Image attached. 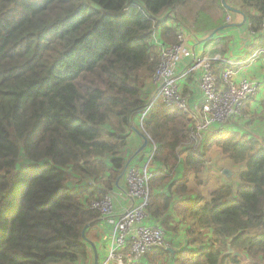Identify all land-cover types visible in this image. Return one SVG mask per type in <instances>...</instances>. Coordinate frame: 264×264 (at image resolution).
<instances>
[{"label": "trees", "instance_id": "trees-1", "mask_svg": "<svg viewBox=\"0 0 264 264\" xmlns=\"http://www.w3.org/2000/svg\"><path fill=\"white\" fill-rule=\"evenodd\" d=\"M226 3L241 13L221 0H0V264H93L98 237L89 231L101 215L88 202L118 181L156 43L179 42L181 5L198 8L193 31L232 23L233 13L264 48V0ZM223 70L213 67L219 82ZM231 118L195 144L185 113L161 101L150 108L143 128L157 148L148 217L161 220L169 241L180 232L166 215L172 195H187L189 206L181 249L151 248L149 264H264V132L247 136ZM209 152L240 164L238 183L206 191Z\"/></svg>", "mask_w": 264, "mask_h": 264}, {"label": "built area", "instance_id": "built-area-1", "mask_svg": "<svg viewBox=\"0 0 264 264\" xmlns=\"http://www.w3.org/2000/svg\"><path fill=\"white\" fill-rule=\"evenodd\" d=\"M181 50V43L163 45L160 48L158 61L151 76L152 81L157 83L156 93L137 113L138 124L147 136V144L151 143L152 147L148 150L143 165H128L123 174L125 196L129 200V205L114 215L109 191L101 198L90 199L88 202V208L99 211L101 218L111 219V223H114L112 241L106 256L101 261L97 259L96 264H135L151 248H168L164 229L160 225L148 223L149 183L153 177L151 164L157 145L143 130V121L153 103L161 101L167 106L174 105L189 115L193 121L190 142L202 144L206 134L223 125L222 123L231 116H238L242 104L256 92V82L242 80L235 83L232 80L234 75L232 69H224L219 82L213 73V63L220 60L218 57H195L182 73L175 74V60ZM259 54H264V48H259L250 59H255ZM222 62L228 65L240 64L233 60L223 59ZM194 72H198L197 82L201 99L190 102L181 92L178 81Z\"/></svg>", "mask_w": 264, "mask_h": 264}, {"label": "crops", "instance_id": "crops-1", "mask_svg": "<svg viewBox=\"0 0 264 264\" xmlns=\"http://www.w3.org/2000/svg\"><path fill=\"white\" fill-rule=\"evenodd\" d=\"M228 16L230 20L228 19ZM225 18L228 19V21H232V23L234 24L236 23V28H228L224 31L222 30V33L220 34L215 33L211 40H207L203 43H201V40L213 30L207 32L204 31L205 29H203L201 31L196 32L192 31V29L190 28H187L184 24L180 25V30L182 31V35H184V38L181 41L182 50L179 52L175 60L174 72L177 75L182 73V71L187 68V65L195 57H218L220 60L214 61V69H221L224 67V69L228 68L234 70L232 80L235 83H239L242 80H248L257 83L256 92L250 97L251 100L250 98L248 99L251 101L249 103V113L258 109V107L262 111V101L264 100V70L262 69V65L264 60L263 57H260V55L262 54L257 55L255 59H250L252 54L259 49H255L260 45L258 43V37L253 33L249 32L246 28H244V26L241 27L240 22H237L238 18H236L233 13H229V15H226ZM155 39H158L157 35ZM159 46L160 44L157 42L155 47ZM253 49L255 50L253 51ZM223 59L237 61L240 64L228 65L222 62ZM197 76L193 77L192 74H188V76H184L178 81L181 92L190 102L199 101L201 99V92L198 87ZM156 89L157 83L152 81L151 78H149L146 81V85L144 88L147 103L150 101L151 98H153L154 94L156 93ZM246 116L247 115L243 116V122H245ZM136 120L138 123V115L134 116L132 125L142 132V128L140 127V125L135 123ZM224 128L228 130L230 128H235V126L230 128ZM143 130L145 129L143 128ZM207 135L208 134H206V136ZM206 139L207 137H205L204 141H206ZM141 143L142 138L139 136V134L131 130L128 133L127 143L125 146V160H127L131 157L132 154H134V152L139 148ZM147 145L141 152H139L135 157L132 158L129 165H143V163L145 162L146 153L148 150H150V147L148 148ZM152 165H154L153 162L151 166ZM125 188V177L124 175H122V177L119 178L116 182L115 186L111 190H109L110 195L112 196L114 215L118 214L119 211L123 210L129 204V200L125 196ZM154 220L156 219H152V217L150 216V218H148V223L159 225ZM113 226L114 223H111V219H105L101 217L97 222L93 223L90 226L91 229L89 231V234L91 236L98 237L94 245L97 248V257L99 261L103 260V258L106 256L108 248L111 244ZM168 234L170 240L167 241L168 248L165 249L169 250L170 253L173 254L175 251L181 249L179 247L183 245V241L181 240L180 236L172 235L170 233ZM169 261L171 264V260ZM139 262L141 264H149L145 256L142 257ZM135 264H138V262ZM158 264H160V262Z\"/></svg>", "mask_w": 264, "mask_h": 264}, {"label": "rangeland", "instance_id": "rangeland-1", "mask_svg": "<svg viewBox=\"0 0 264 264\" xmlns=\"http://www.w3.org/2000/svg\"><path fill=\"white\" fill-rule=\"evenodd\" d=\"M226 2H231V0H228V1L226 0ZM180 9L181 10L179 12L178 19L181 20L184 25H188V27L190 26V28L193 31V28L195 26V24H194V20L195 19L193 18V16L197 12L198 8L196 6H194V5L188 4V5H184V6L181 5ZM228 19H229V16H228ZM228 19L225 18L226 21H228ZM219 22H221V20H215V21H212L211 23L216 24L217 27H219L218 26ZM178 23H180V22H178ZM175 24H177V23H175ZM220 26H222V25H220ZM180 27H181L180 25L176 26V28L179 30V32H180ZM183 38H184V35H182L180 33L179 36H178V41H179L178 43H181ZM162 46H163V44H160L159 47H155L156 60L158 59L159 52H160L159 50H160V48ZM186 76H188V74ZM137 115L138 114H136L134 116H137ZM250 115H251L252 118H250ZM134 116H133L132 119H134ZM186 116H187V118L189 119V121L193 125V121L190 119L191 117H189V115H186ZM238 116H240V114ZM238 116H235V118L229 119L230 120L229 122L231 123V127H234V125L236 123V125L240 128V132L246 134L247 136H250V137L253 136V135L256 136V134L259 135V136L262 135V132L264 130L263 110L261 111V109L258 107V109L254 110L253 112L249 113L246 116L245 122H243V123H242V121H244V118L240 121V118ZM227 121H228V119L225 122H223L222 124L223 125L227 124L228 123ZM135 123L138 124L137 120L135 121ZM240 123H242V124H240ZM238 124H240V125H238ZM192 125L190 127L191 129H192ZM236 125H235V127H236ZM132 131H134V130L132 129ZM148 136H149L150 139L154 140L149 133H148ZM210 136H211L210 133H208V135L205 136V137H207V140H208V138ZM201 137H202V135H201ZM127 138H128V135H127ZM206 141H203L204 144H206ZM199 143L200 142L195 143V144H199ZM147 146H150V148H151L152 144L149 143ZM125 153L126 152H123V154H125ZM206 154H207L208 158L207 159L204 158V160L206 159V162H205V167L203 169L204 171L202 173H203V183H204V186L206 187V191L207 192L209 191V189L218 187V186H220L222 184H226L227 182L232 183L233 185L238 183V180L237 179L235 180V176L237 174V171H240V167H239L240 164H238V166H237V165L227 161V159L224 156H221L220 154H218V152H214L212 154H211V152H209V153H206ZM152 166H154V165H152ZM224 170L230 171V175L226 176L225 173H223ZM180 172H181L180 170H176L174 172L175 175L172 176L173 178H175L174 180H176V178H179V176H180L179 173ZM202 173H201V175H202ZM164 174H166V172H164ZM98 183L101 184V180L100 179L98 180ZM163 185H164L162 187L163 191H162V189H161V191L163 193L168 194L167 193V184H163ZM186 197H187V195H184V194H182V195L173 194L172 195V199H171V205L169 206L168 210L166 211V215L167 216H171V218H172L171 225L172 226L173 225H177L178 226V231L177 232H179V230H180V232H179V235H177V236H180L182 241L184 240V238L182 236L183 235L182 231H184L185 225L182 223L181 219L183 218V216H184V214L186 212V208L189 206V202L187 201ZM158 222L160 224L161 220H159ZM164 228H166V227H164ZM180 233L182 235H180ZM168 262L170 264L169 260H168Z\"/></svg>", "mask_w": 264, "mask_h": 264}, {"label": "water", "instance_id": "water-1", "mask_svg": "<svg viewBox=\"0 0 264 264\" xmlns=\"http://www.w3.org/2000/svg\"><path fill=\"white\" fill-rule=\"evenodd\" d=\"M221 1H222V4L224 5V7H225L227 10H230V11H233V12H236V13H241V11H240L238 8H233V7L229 6V5L226 3V0H221ZM244 21H245V20L243 19L242 22H241L240 24H243ZM233 25H235V24H234V23H227V24H225V25H222V26H219V27L215 28V29H214L212 32H210L205 38H203V39L201 40V43L206 42L207 40H210V39L214 36V34L217 33L219 30H221V29H223V28H225V27H228V26H233ZM131 128H132L135 132H137V133L139 134V136L142 138V143H141V145L139 146V148L134 152V154H132L131 157L128 158V159L126 160V162H125V164H124V166H123V169H122V171H121V173H120L118 179L122 177V175H123L124 172H125L126 167L129 165V163L131 162L132 158L135 157L139 152H141V151L146 147V145H147V141H148V140H147V136H146V134L143 133V132H141L140 130H138V129H137L136 127H134V126H131ZM223 173H225L226 176L230 175V171H228V170H224ZM89 225H90V224H87V225L84 227V229H83V233H82L83 236H84V230H85V228H86L87 226H89ZM90 243H91V242H90ZM91 246H92V249H93V251H94V261H93V264H96V260L98 259V257H97V253H96V251H95L96 248H95V245L92 244V243H91ZM228 251L234 253L235 255H238V256L240 255L238 252H234V251L232 250V248H230V247H228Z\"/></svg>", "mask_w": 264, "mask_h": 264}]
</instances>
